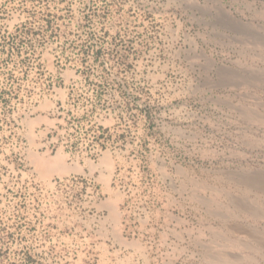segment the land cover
<instances>
[{
  "label": "rangeland",
  "instance_id": "1",
  "mask_svg": "<svg viewBox=\"0 0 264 264\" xmlns=\"http://www.w3.org/2000/svg\"><path fill=\"white\" fill-rule=\"evenodd\" d=\"M0 264H264V0H0Z\"/></svg>",
  "mask_w": 264,
  "mask_h": 264
},
{
  "label": "bare ground",
  "instance_id": "2",
  "mask_svg": "<svg viewBox=\"0 0 264 264\" xmlns=\"http://www.w3.org/2000/svg\"><path fill=\"white\" fill-rule=\"evenodd\" d=\"M103 162H104V164H106L107 166H109L110 167V162H109V160H107L106 158L105 159H103ZM112 165V164H111ZM112 167V166H111ZM111 170V169H110ZM71 171V170H70ZM111 202V201H110Z\"/></svg>",
  "mask_w": 264,
  "mask_h": 264
}]
</instances>
